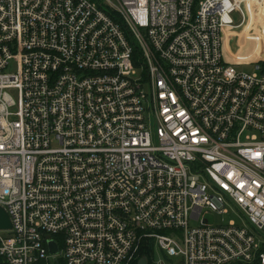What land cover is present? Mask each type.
Returning <instances> with one entry per match:
<instances>
[{
    "label": "built area",
    "instance_id": "obj_1",
    "mask_svg": "<svg viewBox=\"0 0 264 264\" xmlns=\"http://www.w3.org/2000/svg\"><path fill=\"white\" fill-rule=\"evenodd\" d=\"M248 14L262 51L264 0H0V264H136L148 241L264 264V57H226ZM228 207L244 225H209Z\"/></svg>",
    "mask_w": 264,
    "mask_h": 264
},
{
    "label": "rangeland",
    "instance_id": "obj_2",
    "mask_svg": "<svg viewBox=\"0 0 264 264\" xmlns=\"http://www.w3.org/2000/svg\"><path fill=\"white\" fill-rule=\"evenodd\" d=\"M249 13V12H248ZM250 14H248V21L247 24L245 26H247L246 29L242 28L240 30H237L240 32V34H236L235 36L237 37H233L231 38V40L229 42H227V47H226V57L229 61L231 62H235V61H247L242 63L241 65L236 67L237 71H242V72H252L254 69V66L250 65V62H253L258 56L259 53H261L262 51L264 52V49H262V51H260V49L254 48V45L256 44L255 40H257V43H259L258 38L256 36H254L253 41H251V39L249 38V41H247L245 38L247 37L246 33L249 31V28L252 27L251 24L255 23L256 21H254L253 18H249ZM253 21V23H252ZM253 28V27H252ZM237 44H239L237 46ZM258 45V44H257ZM256 46V45H255ZM241 59V60H240ZM227 213L226 215H216L211 213V215H208L206 218L208 220L209 225H217V226H223L226 227V225H228L227 223L229 221H233L234 224H236L237 226L241 227V225H244L242 223L241 218L237 215V213L235 212V210H232L230 207L227 208ZM192 226H195L194 224H190ZM3 237H8L7 233L2 234ZM154 261L155 264H158L157 262H159V264H176V260H173L172 262H165L163 260V255H161V253L158 251L157 248H155V255H154Z\"/></svg>",
    "mask_w": 264,
    "mask_h": 264
},
{
    "label": "trees",
    "instance_id": "obj_3",
    "mask_svg": "<svg viewBox=\"0 0 264 264\" xmlns=\"http://www.w3.org/2000/svg\"><path fill=\"white\" fill-rule=\"evenodd\" d=\"M154 255H155L154 243L153 241H148L147 243H144L141 246L140 251L138 252V255H137L138 256L137 262L140 259V257L144 256L147 258L148 264H155ZM163 260L167 263L171 262L165 255H163ZM60 264L62 263L60 262Z\"/></svg>",
    "mask_w": 264,
    "mask_h": 264
},
{
    "label": "water",
    "instance_id": "obj_4",
    "mask_svg": "<svg viewBox=\"0 0 264 264\" xmlns=\"http://www.w3.org/2000/svg\"><path fill=\"white\" fill-rule=\"evenodd\" d=\"M9 222H8V217H6L5 213L3 210L0 209V229L1 230H8L9 229ZM49 244V251L51 255L55 254L57 252V248L55 244L48 243ZM58 264V263H55ZM136 264H148V260L146 257L142 256L138 260Z\"/></svg>",
    "mask_w": 264,
    "mask_h": 264
},
{
    "label": "bare ground",
    "instance_id": "obj_5",
    "mask_svg": "<svg viewBox=\"0 0 264 264\" xmlns=\"http://www.w3.org/2000/svg\"><path fill=\"white\" fill-rule=\"evenodd\" d=\"M247 19H248V18H247ZM246 24H247V22H244L241 26H239V27L236 29V31L242 29L243 26H245ZM260 54H261L262 57H264V52H263V51H262Z\"/></svg>",
    "mask_w": 264,
    "mask_h": 264
},
{
    "label": "crops",
    "instance_id": "obj_6",
    "mask_svg": "<svg viewBox=\"0 0 264 264\" xmlns=\"http://www.w3.org/2000/svg\"><path fill=\"white\" fill-rule=\"evenodd\" d=\"M244 27H245V28H244ZM243 28H244V29H246V28H247V26H243ZM246 35H247V33H246Z\"/></svg>",
    "mask_w": 264,
    "mask_h": 264
}]
</instances>
